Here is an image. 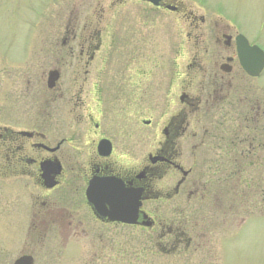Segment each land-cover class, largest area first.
I'll return each instance as SVG.
<instances>
[{
	"label": "flooded vegetation",
	"instance_id": "af4514ba",
	"mask_svg": "<svg viewBox=\"0 0 264 264\" xmlns=\"http://www.w3.org/2000/svg\"><path fill=\"white\" fill-rule=\"evenodd\" d=\"M129 2L160 16L113 37L63 12L45 65H0V264H239L235 185L264 173V67L239 55L258 45L216 6Z\"/></svg>",
	"mask_w": 264,
	"mask_h": 264
},
{
	"label": "rangeland",
	"instance_id": "374dc122",
	"mask_svg": "<svg viewBox=\"0 0 264 264\" xmlns=\"http://www.w3.org/2000/svg\"><path fill=\"white\" fill-rule=\"evenodd\" d=\"M122 1L126 0H0V65H45L42 60L44 46L52 47L57 42L59 18L63 12L65 19H69L70 13L75 10L84 13V16L94 17L95 13L97 18L105 17V24L117 29L116 33H110L113 37H117L121 28L120 20L115 17L124 16L129 20L134 12L140 18L160 16L152 13L147 6L132 2L120 5ZM176 1L192 7L199 15L217 16L216 6L223 20L235 24L264 52V0ZM111 2L112 8L109 6ZM97 4H101L107 13L102 14L101 6ZM125 10L127 13L124 15ZM102 24L105 25L104 22ZM263 176L261 171L243 169L239 173V183L235 185L234 193L240 196V218L246 220L234 244L239 264H264V199L255 194L256 189L264 190V183H258L257 187L251 184ZM247 212H250V217L246 216ZM4 226L3 223L0 226V239L7 243L13 232Z\"/></svg>",
	"mask_w": 264,
	"mask_h": 264
},
{
	"label": "water",
	"instance_id": "95a60500",
	"mask_svg": "<svg viewBox=\"0 0 264 264\" xmlns=\"http://www.w3.org/2000/svg\"><path fill=\"white\" fill-rule=\"evenodd\" d=\"M158 5L162 0H145ZM244 47V53L240 55L241 63L244 66L245 71L251 76L256 75L263 68L264 56L263 53L256 47L250 48L245 40L242 41Z\"/></svg>",
	"mask_w": 264,
	"mask_h": 264
},
{
	"label": "trees",
	"instance_id": "16d2710c",
	"mask_svg": "<svg viewBox=\"0 0 264 264\" xmlns=\"http://www.w3.org/2000/svg\"><path fill=\"white\" fill-rule=\"evenodd\" d=\"M242 171V170H241ZM263 203V202H262Z\"/></svg>",
	"mask_w": 264,
	"mask_h": 264
}]
</instances>
